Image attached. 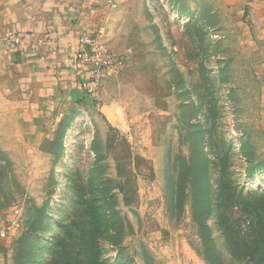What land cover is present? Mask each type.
<instances>
[{
	"label": "rangeland",
	"instance_id": "374dc122",
	"mask_svg": "<svg viewBox=\"0 0 264 264\" xmlns=\"http://www.w3.org/2000/svg\"><path fill=\"white\" fill-rule=\"evenodd\" d=\"M112 2L89 101L35 127L0 91V264H51L63 226L58 264H244L222 227L264 210L252 51L222 0Z\"/></svg>",
	"mask_w": 264,
	"mask_h": 264
},
{
	"label": "crops",
	"instance_id": "0c3cea01",
	"mask_svg": "<svg viewBox=\"0 0 264 264\" xmlns=\"http://www.w3.org/2000/svg\"><path fill=\"white\" fill-rule=\"evenodd\" d=\"M252 51L264 94V0H222ZM112 0H0V34L20 46L0 52V91L18 106L20 120L42 127L58 107L89 101L79 82L88 64L78 59L84 35L101 32ZM95 33V34H93Z\"/></svg>",
	"mask_w": 264,
	"mask_h": 264
},
{
	"label": "trees",
	"instance_id": "16d2710c",
	"mask_svg": "<svg viewBox=\"0 0 264 264\" xmlns=\"http://www.w3.org/2000/svg\"><path fill=\"white\" fill-rule=\"evenodd\" d=\"M237 194L239 196V194L241 193H239L238 191ZM254 194L255 193H247V195H245V197L243 198V201L246 199L248 204L251 203L254 196H256ZM255 206H262V204H258ZM246 214L249 217L248 228H250L247 233L246 231H243L238 224L231 221V223H226L222 227L223 235L226 239H230L231 241V256L244 264H264V210H259L258 207L249 206L246 210ZM219 216L220 215L217 214V217ZM216 223L220 228V223ZM209 235L210 234L202 239H204L205 242L209 241ZM261 235L262 238H260ZM66 237H69V233L67 227L63 226L61 236L55 242V256L51 264H58L62 260L61 257L66 255L67 248L66 243L64 242L66 240ZM207 248L209 250L213 249H210L209 247ZM209 250L205 248V259L209 264H212V261H216V255L214 251H212L213 254H211V251ZM220 264L224 263L220 262Z\"/></svg>",
	"mask_w": 264,
	"mask_h": 264
},
{
	"label": "built area",
	"instance_id": "2783aa9c",
	"mask_svg": "<svg viewBox=\"0 0 264 264\" xmlns=\"http://www.w3.org/2000/svg\"><path fill=\"white\" fill-rule=\"evenodd\" d=\"M81 48L78 59L88 64L79 82L80 90L89 96L97 94L104 74L117 71L121 62L114 59L112 54L92 35H84L80 39ZM20 46V37L13 31L0 34V52L9 53Z\"/></svg>",
	"mask_w": 264,
	"mask_h": 264
}]
</instances>
